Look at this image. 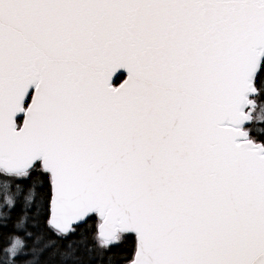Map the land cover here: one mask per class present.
<instances>
[{
    "label": "snow or ice",
    "instance_id": "snow-or-ice-1",
    "mask_svg": "<svg viewBox=\"0 0 264 264\" xmlns=\"http://www.w3.org/2000/svg\"><path fill=\"white\" fill-rule=\"evenodd\" d=\"M22 195L26 264L126 234L107 264H264V0H0V207Z\"/></svg>",
    "mask_w": 264,
    "mask_h": 264
},
{
    "label": "trees",
    "instance_id": "trees-1",
    "mask_svg": "<svg viewBox=\"0 0 264 264\" xmlns=\"http://www.w3.org/2000/svg\"><path fill=\"white\" fill-rule=\"evenodd\" d=\"M125 78V75L121 77V80ZM119 83V81L117 82ZM33 179H36V175L33 174ZM32 183L31 180L25 181L22 184V188L24 192H27V187ZM15 190V185H13V191ZM38 192L40 194H46L48 192V185L45 181L42 187H38ZM2 203V202H0ZM22 208H23V195L18 198V202L16 206L12 209H8L7 207H0V211L2 213V217L5 219L0 220V260L3 259V249L9 246V242H6L9 237L20 236L24 237V231L27 229L28 231H32L34 236L32 238H26L27 247L24 250V254L20 258L17 259L16 264H26L27 261L32 260L31 254V247L33 246V241L35 239V234H38V230L33 227L32 216L34 214L35 209L30 208L28 209V219L25 222V226L22 229H17L15 227L16 223L18 222L20 216L22 215ZM7 212V213H6ZM7 214V215H5ZM128 236L127 239H124L118 247H113L111 252L105 253L103 257H98L96 260L92 261V264H107V257L112 255L113 253H120L121 255H126L132 248L134 244V235L133 234H126ZM47 239V237H45ZM64 243V242H62ZM39 246V245H37ZM47 252H45L40 259L43 260L46 258ZM116 264H122L121 261L117 260Z\"/></svg>",
    "mask_w": 264,
    "mask_h": 264
},
{
    "label": "rangeland",
    "instance_id": "rangeland-1",
    "mask_svg": "<svg viewBox=\"0 0 264 264\" xmlns=\"http://www.w3.org/2000/svg\"><path fill=\"white\" fill-rule=\"evenodd\" d=\"M7 213V212H6ZM5 219V217H2V213L0 211V220Z\"/></svg>",
    "mask_w": 264,
    "mask_h": 264
},
{
    "label": "water",
    "instance_id": "water-1",
    "mask_svg": "<svg viewBox=\"0 0 264 264\" xmlns=\"http://www.w3.org/2000/svg\"><path fill=\"white\" fill-rule=\"evenodd\" d=\"M125 75V78H126V73L124 74ZM134 235V234H133Z\"/></svg>",
    "mask_w": 264,
    "mask_h": 264
}]
</instances>
